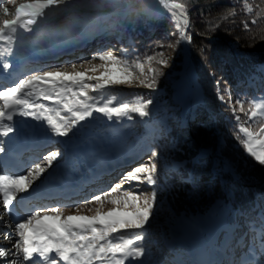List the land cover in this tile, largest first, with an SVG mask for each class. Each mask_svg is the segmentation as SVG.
<instances>
[{"label": "snow or ice", "instance_id": "snow-or-ice-1", "mask_svg": "<svg viewBox=\"0 0 264 264\" xmlns=\"http://www.w3.org/2000/svg\"><path fill=\"white\" fill-rule=\"evenodd\" d=\"M155 3L158 14L173 24V32L169 35L176 36L178 42H190L189 5L192 0H155ZM240 3L244 12L253 11L249 0H240ZM76 7L74 0H24L20 3L0 0V68L7 71L13 67L8 58L14 55L18 41L23 46L22 32H37L46 10L68 12ZM236 14L232 11L230 16ZM79 22V17L72 15L67 23L75 26ZM244 23L247 27V22ZM39 39L29 38V41L36 44ZM163 47L161 43L157 51L143 57L128 48H121L120 55L113 50L100 49L90 58L81 59L79 64L68 63L47 71H35L13 81L12 86L0 77V137H10L21 131L15 121L17 116L42 121L44 130L56 137L69 136L93 113L109 120L132 119L131 114L148 116L151 99L118 102L115 95L98 97L114 86L134 83L154 89L157 77L163 75L162 68L169 63L164 52L159 50ZM96 60L100 63H93ZM215 83L217 99L232 114L237 128L236 139L251 157L264 165V122L260 123L258 131L249 126L258 115L264 116V99L259 102L234 99L229 86L221 90V81ZM5 152L0 143V154ZM60 156L59 150L50 151L42 161L28 166L24 174L0 168V207L14 222L11 231L0 232L4 240L14 241L10 247L0 244V264H142L141 258L146 253L143 232L152 217L157 192L152 190L149 195L140 185H156L154 161L157 153L152 151L148 163L123 173L117 183L86 199L84 205H76V214L65 215L57 206L37 207L20 215L17 208L27 197L18 200V196L34 191V183ZM90 203L98 205L89 209L94 214H79L81 207ZM105 205L111 207L104 210ZM0 222H4V215H0ZM130 231L134 235H125Z\"/></svg>", "mask_w": 264, "mask_h": 264}, {"label": "trees", "instance_id": "trees-1", "mask_svg": "<svg viewBox=\"0 0 264 264\" xmlns=\"http://www.w3.org/2000/svg\"><path fill=\"white\" fill-rule=\"evenodd\" d=\"M189 7L191 41L178 42L180 53L169 72H187L196 97L183 119L170 122L166 142L176 169L157 183L177 218L212 219L216 212L224 213L223 227L211 236L196 264H210L214 253L227 264H246L249 247L255 256L251 264H264V165L236 139L232 114L217 99L215 83L221 81V90L229 86L234 99H264V0L254 5L257 14L244 12L240 0H192ZM232 11L237 14L230 16ZM147 20L144 29L137 14L124 17L117 28L124 48L142 55L166 44L172 22L157 10ZM127 36L132 38L130 47ZM261 122L264 116L258 115L249 126L258 131Z\"/></svg>", "mask_w": 264, "mask_h": 264}, {"label": "rangeland", "instance_id": "rangeland-1", "mask_svg": "<svg viewBox=\"0 0 264 264\" xmlns=\"http://www.w3.org/2000/svg\"><path fill=\"white\" fill-rule=\"evenodd\" d=\"M145 1L147 0H74L77 7L71 11L46 10V17L41 21L39 30L34 33L36 36L31 38L36 40L37 37H40L39 42L36 44H32L29 40L27 42L28 47L33 45L36 49H43L45 54L40 59L28 61L27 70L22 74V78L35 71H47L68 63L79 64L81 59L90 58L100 49L113 50L116 55H120V50L124 46L121 36L117 34V28L124 22V17L137 14L146 24L144 29H147V14L157 10L155 0H150V11L145 7ZM4 2L7 3V0ZM20 2H24V0H18V3ZM257 3L258 0H249L253 11H255L254 5ZM9 7L12 6L9 4ZM262 13L264 16V11ZM254 14L257 12L255 11ZM72 15L79 17L78 25H68V19ZM106 24L108 25L106 26ZM165 39L166 44L159 50L164 52L169 63L167 67L162 68L163 75L157 77L160 81L157 82L154 89L134 83L114 86L98 97V99H103L105 96L115 95L118 102H135L138 98H142L144 101L151 99L153 103L148 105L147 109L149 115L140 117L138 114H131L132 119L114 118L109 120L99 113H93L92 117L81 122L72 131V133H76L73 139L80 138L83 141L81 146L87 148L88 152L85 153L86 155L84 154L85 156H80L79 160L84 164L82 166L87 174L99 173L98 176H93L94 180L84 185L76 193L45 194L38 198L37 203L31 209L59 206L65 215L76 214V205H84L86 199L117 183L123 173L135 166L148 163L152 151L157 153L154 161L157 165V180L164 173H170L176 169V164H173L168 156L169 147L166 136L171 132L170 122L176 124L178 120L184 118L187 108L194 105L196 87L187 72L185 74L179 71L174 74L169 72L180 51L176 39H172L169 34L165 36ZM126 42L130 47L132 38L127 36ZM113 45L114 48L109 47ZM146 54L152 53L145 52L141 56ZM93 63H100V61L96 60ZM175 87L181 90L180 97L175 96ZM44 145L41 144L28 151V166L33 162L42 161V157L53 150H59L61 156L34 183L33 188L36 190L65 157L61 143L52 142ZM71 150L75 151L76 148H71ZM107 169L110 171L107 172ZM127 187L128 185L125 184L124 188ZM140 188L148 192L149 195L152 190L157 192L152 217L143 232V245L146 253L141 258L142 264H196L197 256L203 251L208 241L212 240L211 236H216L223 227L224 213L216 212L212 219L177 218L171 208L172 201L158 183L154 187L142 184ZM96 207L98 205L90 203L87 207H81L79 214L93 215L94 211H89V209ZM110 207L111 205H105L104 210ZM19 214L24 215L22 212ZM0 215H4V222H0V232L11 231L14 224L10 222L2 207H0ZM205 224L210 226L209 231L205 233L198 231ZM191 230L196 232L195 237L198 241H195V244L190 243L187 247L185 239L188 238L187 235ZM176 231L184 234L177 238ZM125 235L132 236L134 233L130 231ZM175 242L182 247H173ZM12 243L14 241L4 240L0 236V244L10 247ZM249 251V257L244 260L246 264H251L255 258L251 247H249ZM133 264H138V262H133ZM210 264H227V262L214 253Z\"/></svg>", "mask_w": 264, "mask_h": 264}, {"label": "bare ground", "instance_id": "bare-ground-1", "mask_svg": "<svg viewBox=\"0 0 264 264\" xmlns=\"http://www.w3.org/2000/svg\"><path fill=\"white\" fill-rule=\"evenodd\" d=\"M22 35L25 38L23 46H20V42L18 41L17 49L14 52V55L8 58L11 61L13 67L8 69L7 71L0 68V77H3L5 79V82L9 86H12L13 81H18V79L22 78V74L27 70L28 61L30 59H40L45 54V51L43 49H36L35 47H33V45H30L29 47L27 46L29 37L33 38L36 36V34L22 32ZM16 123L18 128L21 129V131L19 132L21 133L22 139L26 143V146L29 148V151L30 149H34L41 144H45L44 146H46V144L52 142L61 143L65 151L64 160L49 173L46 179L42 181L40 188H38L37 190L34 188L35 190L30 191V194L24 193L18 196V200L21 197H27L23 200V202L28 201L29 208L34 206V204L37 203L38 198L45 194L55 195L56 193H59L62 195L70 192L76 193L81 188H83L84 185L94 180L93 176H98L99 173L87 174V172L84 171V168L82 166L83 163L79 160V157L88 152V149L81 146V143L83 141L80 138L73 139L74 136H76V133L71 132L67 137H56L44 130V127H42V121H35L31 118L20 117L16 120ZM15 134L16 133L10 134V137L14 136ZM74 147L76 148V150L72 151L71 148ZM108 171L110 170L107 169V172ZM21 204L22 203H20L18 206V213H20L19 209L21 207ZM10 222L14 224L12 220H10ZM209 229L210 226L205 224L201 226L198 231L205 233L209 231ZM195 234V231H189L187 235L188 238L185 239V244L187 247L190 243L195 244V241H198L197 237H195ZM176 235L177 231L175 233V236Z\"/></svg>", "mask_w": 264, "mask_h": 264}, {"label": "water", "instance_id": "water-1", "mask_svg": "<svg viewBox=\"0 0 264 264\" xmlns=\"http://www.w3.org/2000/svg\"><path fill=\"white\" fill-rule=\"evenodd\" d=\"M189 47H187V51H188Z\"/></svg>", "mask_w": 264, "mask_h": 264}]
</instances>
